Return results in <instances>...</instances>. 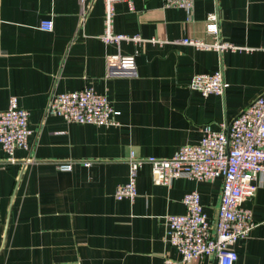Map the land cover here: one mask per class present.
Here are the masks:
<instances>
[{
	"label": "crops",
	"instance_id": "1",
	"mask_svg": "<svg viewBox=\"0 0 264 264\" xmlns=\"http://www.w3.org/2000/svg\"><path fill=\"white\" fill-rule=\"evenodd\" d=\"M115 5L118 34L158 38L165 44H105V0H88L83 27L81 0H0V111L13 96L30 113L34 152L7 160L0 143V264L181 263L166 241V217L184 214L183 198L198 191L215 220L222 180L153 183L151 167L138 172L139 196L118 201L130 176V158H171L198 144L202 128L230 123L264 92V0H196L192 14L163 0ZM219 16L221 39L242 50L218 53L170 43L183 38L212 43L207 17ZM51 19L54 30L40 29ZM122 54L109 74L106 59ZM223 68V97H204L190 87L197 74ZM93 88L105 94L119 126L68 123L47 116L53 92ZM61 162L73 170L62 172ZM244 206L254 228L235 245V264H264V174ZM194 264H217L205 257Z\"/></svg>",
	"mask_w": 264,
	"mask_h": 264
},
{
	"label": "built area",
	"instance_id": "2",
	"mask_svg": "<svg viewBox=\"0 0 264 264\" xmlns=\"http://www.w3.org/2000/svg\"><path fill=\"white\" fill-rule=\"evenodd\" d=\"M87 1L81 0V27L87 20ZM119 2H127L129 9L135 10L133 0H105L106 30L100 37L105 44L120 46L127 42L142 46L145 43H166L158 38L145 39L140 35L115 33V5ZM163 3L167 8H179L192 14L196 0H163ZM40 29L52 32L53 20H42ZM207 31L213 36L212 43L196 38H183L170 43L218 53L242 50L221 39L219 16L216 12L207 17ZM122 62L120 53L107 56L109 74L113 75L114 68L121 69ZM190 87L204 97H223L226 91L223 68L195 75ZM45 112L47 116H58L68 123L107 127L120 125L117 120L119 112L112 106L109 98L93 88L67 93L53 92ZM201 132L202 138L198 144L184 145L171 158L139 159L132 155L129 161V180L117 187L115 198L118 201L135 202L139 196L138 172L146 164L151 167L152 180L157 186L170 187L177 179L198 182L221 179V200L215 220L211 221L205 212L200 193L190 191L183 198L186 212L166 217V241L177 249L183 264H194L205 257H215L217 264H235L238 260L236 243L248 238L255 226L252 210L244 204L256 196L260 188L258 179L264 174V92L230 123L222 124L219 129L206 125ZM32 134L30 113L20 105L19 98L13 96L8 108L0 111V143L8 161L17 160L18 150L28 151V160H31L34 145L30 144L29 138ZM58 169L71 172L73 164L61 162ZM165 264L177 262L166 260Z\"/></svg>",
	"mask_w": 264,
	"mask_h": 264
}]
</instances>
